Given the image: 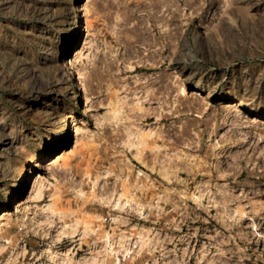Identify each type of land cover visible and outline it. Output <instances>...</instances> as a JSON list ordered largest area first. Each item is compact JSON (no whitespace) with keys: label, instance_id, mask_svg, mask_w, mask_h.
Here are the masks:
<instances>
[{"label":"rangeland","instance_id":"374dc122","mask_svg":"<svg viewBox=\"0 0 264 264\" xmlns=\"http://www.w3.org/2000/svg\"><path fill=\"white\" fill-rule=\"evenodd\" d=\"M0 216V264H264V0H0Z\"/></svg>","mask_w":264,"mask_h":264},{"label":"bare ground","instance_id":"6f19581e","mask_svg":"<svg viewBox=\"0 0 264 264\" xmlns=\"http://www.w3.org/2000/svg\"><path fill=\"white\" fill-rule=\"evenodd\" d=\"M73 97V96H72ZM47 162L45 163L46 164V166H48V165H50L52 162H54V161H52V160H46ZM52 165V164H51ZM50 165V166H51ZM45 167V166H44ZM45 169V168H44ZM29 172V171H28ZM4 214V213H3ZM2 216V215H1ZM0 216V217H1ZM3 217H4V215H3ZM5 218V217H4Z\"/></svg>","mask_w":264,"mask_h":264},{"label":"built area","instance_id":"2783aa9c","mask_svg":"<svg viewBox=\"0 0 264 264\" xmlns=\"http://www.w3.org/2000/svg\"><path fill=\"white\" fill-rule=\"evenodd\" d=\"M129 250V249H128Z\"/></svg>","mask_w":264,"mask_h":264}]
</instances>
